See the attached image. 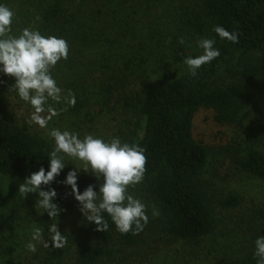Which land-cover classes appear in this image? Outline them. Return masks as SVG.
<instances>
[{"label": "trees", "instance_id": "trees-1", "mask_svg": "<svg viewBox=\"0 0 264 264\" xmlns=\"http://www.w3.org/2000/svg\"><path fill=\"white\" fill-rule=\"evenodd\" d=\"M130 1L138 4L145 0H17L10 8L14 12L10 34L19 36L22 29L29 28L44 37L55 36L67 42V59L51 69L52 78L63 90L62 100L56 103L49 99L48 104L57 110L66 108L60 114L74 117L76 125L78 118L95 121L93 100L101 105L99 112H115L120 107L140 111L145 128L135 145L144 149L146 171L142 184L159 207L161 230L170 242L197 246L217 227L214 195L207 190L203 176L210 148L193 132L198 111L210 110L213 121L220 126H246L244 137L227 144L222 152L231 158L237 171L264 180V115L253 116L254 111H260L256 104L264 92V0H192L182 5L180 25L192 33L209 35L220 56L201 66L195 77L187 72L135 92L126 89L137 66V56L132 54H137L141 43L136 42L137 25L132 24L138 10L127 13L120 8ZM216 26L237 33L238 42L221 39L213 30ZM170 37L165 46L181 44L179 35L171 33ZM224 65L227 77L219 74ZM14 83V77L0 72V175L24 182L41 167L45 172L50 169L48 159L54 143L18 123L7 96ZM69 90L75 96V106L63 101ZM251 103L256 105L253 109ZM134 132L133 128L126 137ZM65 166L49 187L57 192L54 202L62 209L59 216L77 212L65 234L66 245L75 247V264H97L104 258L111 259L116 251L145 243L152 222H147L139 233L122 234L104 212L108 230L96 231V225L80 212L71 187L62 183L75 169L72 164ZM102 182V177L97 181L91 173H78L81 193L89 185L98 191ZM220 203L236 207L242 200L238 194L229 193ZM20 209L17 206L16 210ZM250 215L246 245L236 264H256L254 242L264 236V207L253 208ZM12 217L0 224L2 260L18 248L17 240L8 235L15 221ZM65 247L48 249L41 264H70L63 260Z\"/></svg>", "mask_w": 264, "mask_h": 264}, {"label": "rangeland", "instance_id": "rangeland-1", "mask_svg": "<svg viewBox=\"0 0 264 264\" xmlns=\"http://www.w3.org/2000/svg\"><path fill=\"white\" fill-rule=\"evenodd\" d=\"M17 0H0V5L9 9ZM145 0L143 3L128 2L120 6L124 12H134L138 36L136 42L141 41L136 58V68L130 79V85L126 91L135 92L145 85H157L163 79L177 78L186 74L187 66L183 60L188 55L195 58L203 54V49L197 46V41L210 39L209 35H199L185 30L179 23L182 5L191 4L195 0ZM192 6V5H191ZM126 16V15H124ZM167 29H170L167 30ZM154 30L156 33L151 34ZM159 30L161 32H159ZM164 31V32H163ZM179 35L184 43L177 47V44L165 43L170 40V34ZM172 40V39H171ZM173 41V40H172ZM171 43V42H170ZM136 53V50L134 51ZM235 63V60L233 61ZM226 65L220 70L222 77L229 76ZM10 108L17 115L18 123L27 130L38 133L51 140L48 133L52 129H59L61 132L67 130L77 133L82 140L86 135H93L105 142L112 138H119L121 143L136 144L144 133L145 118L138 109H126L120 107L115 112H99L100 104L92 101L91 110L95 111V121L92 123L85 119H76L66 115L52 117L47 128L41 129L36 124H29L30 114L33 111L31 105L18 96L11 88L7 92ZM259 112L254 111L253 116L264 115V92L256 104ZM256 105L251 103L250 108ZM47 115V113H45ZM248 124V119L245 120ZM78 125H80L78 127ZM243 126H220L212 119L210 110L201 109L194 119V137L205 143L210 148V156L207 167L204 171V179L210 195H214L213 207L217 220V227L214 233L208 235L199 245L192 246L182 241L170 242L162 232V222L159 207L141 183L135 187H129L128 193L139 199L146 205L148 222L152 226L147 231L145 243L135 248H126L123 251H116L111 259L104 258L97 264H236V258L240 255L241 249L246 245V237L250 225V213L255 207H264V180L249 177L237 171L231 158L222 152V148L245 135ZM134 134L129 138L131 131ZM264 151V145L261 146ZM64 164H72L74 167H82V162L74 160L65 155ZM83 171V170H81ZM23 183L10 176L0 175V224L7 218L13 216L14 224L9 228L11 239L17 240L18 248L9 253L5 260L0 258L2 264H41L43 255L51 247H44L43 243L32 241L36 244V251L30 252L26 244L31 241V234L35 228L43 230L44 240L48 239V229L51 223H57L59 231L65 236L66 231L73 225L76 213L58 216L51 220L43 213L38 214L34 204L37 194L30 193L26 198L18 193L19 184ZM229 193L238 194L242 203L236 207H223L220 200ZM24 202V203H23ZM17 206L21 209L16 210ZM28 207V208H27ZM30 208L32 211H30ZM153 209L159 212L153 216ZM64 261L75 264V247L66 245ZM53 251L56 250L52 248Z\"/></svg>", "mask_w": 264, "mask_h": 264}, {"label": "clouds", "instance_id": "clouds-1", "mask_svg": "<svg viewBox=\"0 0 264 264\" xmlns=\"http://www.w3.org/2000/svg\"><path fill=\"white\" fill-rule=\"evenodd\" d=\"M13 17L11 9L0 5V72L15 78V83L10 88L17 92L20 99L31 105L33 111L27 122L36 124L41 129L47 128L52 117L67 110H57L48 101L51 99L60 103L62 100L63 90L52 78L51 69L61 59H67L68 44L62 38L44 37L38 30L29 28L22 29L19 36H13L10 34ZM36 19L40 18L37 16ZM213 30L221 39L238 42L237 33H230L221 26H216ZM180 43H184L183 38ZM214 44V39L198 40L197 46L203 49V54L195 58L188 55L183 60L191 76L195 77L201 66L220 56V51ZM63 101L68 106H75L74 94L69 90ZM48 135L54 139V148L48 159L50 169L45 172L41 167L39 171L27 176L18 188V193L24 198L30 193L37 194L34 204L37 213L42 215L46 212L53 221L62 211L54 202L56 190L49 186L66 167L63 160L67 155L81 161L83 166L69 171L62 183L71 187V194L79 202L80 212L88 222L96 225L95 230H108V223L102 215L106 212L122 234L142 231L148 222L146 205L130 195L128 188L135 187L143 180L146 171L144 149L134 144H122L118 137L105 142L89 134L81 140L77 133L67 130L61 132L59 129H52ZM81 170L91 173L97 181L103 178L98 191L94 190L93 185H89L83 193L79 191L77 179ZM44 187H48V190H43ZM40 209L44 210L42 214L39 213ZM152 214L158 216L159 212L153 209ZM47 232L48 239L45 241L43 230L35 228L26 249L33 253L36 251V244L32 241L43 243L44 247L51 245L54 249L65 247L67 239L59 231L57 223H51ZM254 243L256 264H264V236L258 237Z\"/></svg>", "mask_w": 264, "mask_h": 264}]
</instances>
